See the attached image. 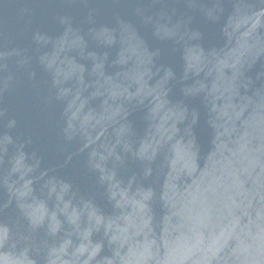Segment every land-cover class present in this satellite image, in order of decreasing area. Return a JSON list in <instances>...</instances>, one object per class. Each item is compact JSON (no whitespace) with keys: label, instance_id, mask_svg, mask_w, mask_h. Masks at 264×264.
Returning a JSON list of instances; mask_svg holds the SVG:
<instances>
[{"label":"clouds","instance_id":"1","mask_svg":"<svg viewBox=\"0 0 264 264\" xmlns=\"http://www.w3.org/2000/svg\"><path fill=\"white\" fill-rule=\"evenodd\" d=\"M262 15L264 9L249 14L239 6L229 15L223 32L232 46L224 58L215 54L193 55L194 45L184 47L185 79L189 70L198 72L204 60L231 69L232 73L231 85L226 89L229 93L227 103L219 107L211 104L215 114L212 123L217 129L213 141L215 149L207 155L202 169L198 167L192 142L184 139L178 127L185 119V109L170 105L166 98L164 84L172 75L171 71L166 70L156 85L148 86L145 78L152 74V54L129 25L120 24L122 47L114 63L124 65L134 58V67L123 73V80H114L103 76V58L97 61L95 53H89L94 60L93 72L97 75L91 91L84 81L83 66L66 54L68 49L82 47V38L68 25L61 37L51 41L52 51L38 55V62L49 77L45 102L62 105L59 134L66 142L78 145V153H85L86 166L98 174L99 184L105 186L111 211L105 213L91 199L78 196L64 179L45 178L46 171L37 174L39 159L27 163L21 143L15 146L10 167L0 173V189L8 196L3 207L14 203L26 221V228L21 230L16 220L0 221V264H38L33 253L40 257L42 264H184L185 261L210 264L212 260L218 264H264V203L256 210L255 219L250 218L242 229V245L225 251L236 227L234 223L222 230L223 243L219 246L207 247L203 232L211 226L214 216L225 210L229 216L233 215L226 202L232 200L231 195L225 199L223 193L218 192V189L226 192L232 186L227 183L228 177L235 176L232 161L227 160L225 151L236 157L241 170L250 171L259 165L264 172L261 162L264 156V96L256 102L250 97L233 101L238 95L236 82L242 75L241 69L250 57L264 51V39L256 33ZM61 22L67 24V19L62 17ZM155 30L162 37L184 39L179 22L169 26L157 19ZM115 32V29L101 28L95 34L112 44L117 40ZM33 38L37 45H46L50 40L39 33ZM10 54L0 53V57ZM18 63H27V58ZM10 79L5 78L4 87ZM187 91L202 92L203 85H192ZM97 97H102L99 110L90 104ZM249 104L253 105V114L242 121L246 127L234 141L238 147L230 149L228 143L236 132L235 121L242 117ZM130 106H142L146 110L143 135L135 139L125 119ZM14 125V120H8L4 127ZM253 139L260 141L255 148L250 147ZM9 144H14L12 136L7 132L0 134V154L8 151ZM118 146L120 153L116 151ZM122 153H129L146 165L159 157L157 168L164 174L159 199L166 209L159 242L153 230L154 214L150 204L153 190L138 183L133 187L135 176L127 183L117 176V167L123 163ZM226 160L231 171H226ZM151 171L152 168L146 166L143 174L147 176ZM182 176L188 177L190 182L180 187L177 180ZM41 180L42 183H38ZM255 195L264 201V195L258 191ZM251 203L249 199L247 207ZM96 234L99 239H93ZM105 242L111 255L101 254Z\"/></svg>","mask_w":264,"mask_h":264},{"label":"water","instance_id":"2","mask_svg":"<svg viewBox=\"0 0 264 264\" xmlns=\"http://www.w3.org/2000/svg\"><path fill=\"white\" fill-rule=\"evenodd\" d=\"M238 6L242 11L252 14L264 9V0H0V53H11L0 57V134L7 132L14 142L7 146L6 153L0 154V173L10 167L9 160L15 146L22 143L27 163L31 164L34 159H39L37 174L39 171H46L45 178L55 176L64 179L72 185L78 196L91 199L105 213L111 211L105 186L99 184L98 174L86 166L85 153H78V145L66 142L59 134L62 105L45 102L49 77L38 62V55L43 51L51 52V41L61 37L70 25L74 33L82 38V47L68 49L66 54L83 66L84 81L90 85L88 91L92 90L97 79L93 72L94 60L89 53H95L97 61L103 58V76L123 80V73L134 67V58L124 65L114 63L122 47L119 42L121 23L129 25L142 41L143 47L152 54V74L145 78L148 86L156 85L164 77L166 70L171 71L172 75L164 84L166 98L170 105L185 109V119L178 127L184 139L192 142L193 149L197 152L198 167L204 168L207 155L215 149L213 141L217 132L212 123L215 114L211 111V104L219 107L227 103L229 93L226 89L231 85L232 73L231 69L204 60L199 65V71L189 70L188 78L185 79L184 47L186 44L194 45L193 55L215 54L224 58L232 45L226 41L223 27ZM62 17L67 19V24L61 22ZM157 19L161 23L167 22L169 26L179 22L184 39L177 40L176 37L156 34ZM101 28L115 29L116 42L107 44L102 38H98L95 33ZM37 33L49 37V43L37 45L33 38ZM256 33L264 39V15L261 16ZM190 35L192 39L188 38ZM23 58H27V63L19 64L18 61ZM241 72L242 75L236 82L238 95L233 101L236 102L241 97L258 101L260 96H264V51L250 57ZM103 76L100 77L101 82ZM7 77L11 79L7 81V87H4ZM192 85H203V91L188 92L187 89ZM101 99L102 97H97L90 101L91 106L99 110ZM253 111V105L249 104L242 117L235 121L236 132L228 143L230 149L238 147L234 141L245 130L246 125L242 121L250 119ZM145 113L142 106L129 107L125 119L131 126L133 139L143 135L146 127ZM8 120H14L15 125L11 128L4 127ZM258 143V139H253L250 147L255 148ZM116 151L121 152L119 146ZM225 157L232 161L235 176L228 177L227 183L232 186L226 192L223 189H218V192H222L225 199L231 195L232 200L226 202L231 206L233 215L229 216L225 210L223 214L214 216L211 226L203 232L207 247L219 246L223 243L222 230L230 228L234 223L236 227L228 239L227 251L243 244L242 229L250 218L255 219L256 210L264 203L255 195L257 191L264 195V172H261L259 165L250 171L241 170L236 157L228 151H225ZM122 158L123 163L117 167V176L125 183L135 176L133 187L138 183L145 189L153 190L150 204L154 214L153 230L159 242L166 211L159 199L164 183V174L157 168L159 157L151 165H146V162L129 153H122ZM227 160L226 171H231ZM261 162L264 163V156L261 157ZM146 166L152 168L147 176L143 174ZM189 182L186 176L177 180L180 187ZM38 183H42V180ZM7 199V193L0 189V221L16 220L20 229L24 230L26 221L19 215L14 203L3 207ZM249 199L252 203L247 207ZM93 239H99V235H94ZM163 252L161 247V254ZM101 254L111 255L106 242ZM33 255L38 264H42L40 257L35 253ZM184 264L191 262L185 261ZM210 264L218 262L212 260Z\"/></svg>","mask_w":264,"mask_h":264}]
</instances>
